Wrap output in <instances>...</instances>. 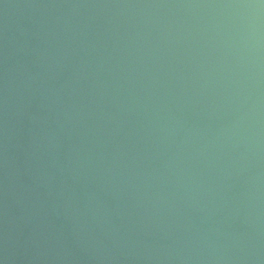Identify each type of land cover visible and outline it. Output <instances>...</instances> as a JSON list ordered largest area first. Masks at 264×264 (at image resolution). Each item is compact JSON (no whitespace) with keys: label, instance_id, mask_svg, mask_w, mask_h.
Wrapping results in <instances>:
<instances>
[{"label":"water","instance_id":"obj_1","mask_svg":"<svg viewBox=\"0 0 264 264\" xmlns=\"http://www.w3.org/2000/svg\"><path fill=\"white\" fill-rule=\"evenodd\" d=\"M0 264H264V0H0Z\"/></svg>","mask_w":264,"mask_h":264}]
</instances>
